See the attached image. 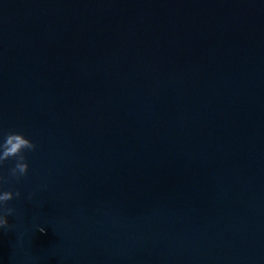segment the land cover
Wrapping results in <instances>:
<instances>
[{"label":"water","instance_id":"water-1","mask_svg":"<svg viewBox=\"0 0 264 264\" xmlns=\"http://www.w3.org/2000/svg\"><path fill=\"white\" fill-rule=\"evenodd\" d=\"M9 132L0 264H264V0H0Z\"/></svg>","mask_w":264,"mask_h":264},{"label":"clouds","instance_id":"clouds-1","mask_svg":"<svg viewBox=\"0 0 264 264\" xmlns=\"http://www.w3.org/2000/svg\"><path fill=\"white\" fill-rule=\"evenodd\" d=\"M35 148L36 145L23 134L9 132L4 137L3 142L0 143V166H2L5 161L15 159L16 162L14 166L9 169V176L17 180L22 176H26L29 165L26 162L24 152L25 150H35ZM4 182H6L5 177L0 176V184ZM20 196V191L0 190V229L10 228L7 217L11 216L15 210L8 207L7 202ZM38 230L41 233L45 232L43 227Z\"/></svg>","mask_w":264,"mask_h":264}]
</instances>
